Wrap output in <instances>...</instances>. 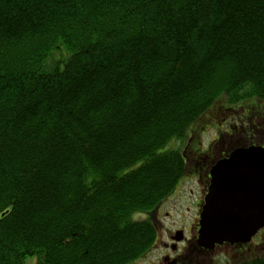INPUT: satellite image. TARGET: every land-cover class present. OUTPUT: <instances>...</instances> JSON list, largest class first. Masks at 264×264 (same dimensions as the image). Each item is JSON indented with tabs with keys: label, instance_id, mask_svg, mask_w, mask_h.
Masks as SVG:
<instances>
[{
	"label": "trees",
	"instance_id": "trees-1",
	"mask_svg": "<svg viewBox=\"0 0 264 264\" xmlns=\"http://www.w3.org/2000/svg\"><path fill=\"white\" fill-rule=\"evenodd\" d=\"M220 97L264 105V0H0V264L144 259Z\"/></svg>",
	"mask_w": 264,
	"mask_h": 264
},
{
	"label": "water",
	"instance_id": "water-1",
	"mask_svg": "<svg viewBox=\"0 0 264 264\" xmlns=\"http://www.w3.org/2000/svg\"><path fill=\"white\" fill-rule=\"evenodd\" d=\"M196 243L212 250L223 243L245 244L264 228V148L233 150L210 172Z\"/></svg>",
	"mask_w": 264,
	"mask_h": 264
},
{
	"label": "rangeland",
	"instance_id": "rangeland-1",
	"mask_svg": "<svg viewBox=\"0 0 264 264\" xmlns=\"http://www.w3.org/2000/svg\"><path fill=\"white\" fill-rule=\"evenodd\" d=\"M247 111L256 112L247 113ZM259 112H264V105L257 99L228 105L224 99L220 97L214 102L210 110L186 131V137H184V139L179 141L171 140L164 145L160 151L174 149L175 147L183 148V150L186 148L187 151H190L193 147H199L201 148V152H206V147L208 148L210 145H213L212 152L218 154L222 150L231 148L234 144L246 143L250 141L251 138H254V141L257 139L258 142L262 141V143H264V113ZM257 116L258 119L256 120ZM223 132L226 134L222 135L221 133ZM185 144H187V147H184ZM190 155L191 154H189V156ZM186 156L188 157L187 152ZM194 164L195 162L193 159L189 160L187 162V170H191ZM184 175L189 176L187 172ZM185 189H187V186H185L184 190ZM176 192L177 191H175L171 199L166 202L161 210L163 225L159 233L158 241L160 239L165 240L166 235L172 233L173 230L177 228L188 231L192 221L195 219V211L192 210V208L189 211L185 209L186 202L184 205V202L178 204ZM184 197L185 195H179L181 199ZM133 219H144V217L135 215ZM150 251L151 252L145 259L133 264H154L159 254L155 251V246L154 248L152 246ZM241 251V249H220L207 255L205 264L210 263H208V258L211 257H216L218 260L221 258L220 262L217 263L216 260L212 261V264H231L232 261L237 262L240 259L259 256V254L264 251V245H261L258 249L250 251L249 253L244 251L242 255H240ZM191 253L195 254V250L191 249ZM218 255L220 256L217 257ZM23 264H37L36 256L26 257Z\"/></svg>",
	"mask_w": 264,
	"mask_h": 264
},
{
	"label": "flooded vegetation",
	"instance_id": "flooded-vegetation-1",
	"mask_svg": "<svg viewBox=\"0 0 264 264\" xmlns=\"http://www.w3.org/2000/svg\"><path fill=\"white\" fill-rule=\"evenodd\" d=\"M218 140V139H217ZM216 140V141H217ZM264 145V143L262 144ZM213 145L210 146L206 152H201L198 147L189 151L191 160L193 159L195 164L191 170L187 171L188 175L183 179L177 188V198L178 204L180 202H186L185 209L194 210L196 213L199 212L200 207L203 203V198L206 193L207 187L210 181V170L213 165L220 159H223L228 155L232 148H228L220 151L218 154L212 152ZM185 186L187 189L184 190ZM185 195L184 198H179V195ZM168 201V200H167ZM166 201V202H167ZM166 202L161 203L156 209V216L160 220L161 210L165 206ZM196 222L195 219L188 231L182 229H175L172 233L166 235L165 240L160 239L156 242L155 251L159 254L157 256V261L154 264H205L206 256L212 254L223 248L230 249H241L242 252L249 253L251 250L258 249L261 245H264V230H262L257 236V241H253L246 245H228L223 244L221 246H216L213 250L207 251L201 249L195 244L196 237ZM180 234L181 240L177 241V235ZM191 249L195 250V254L191 253ZM221 255V254H220ZM218 255L217 257H219ZM217 263L221 261L215 258H208V263L212 264V261Z\"/></svg>",
	"mask_w": 264,
	"mask_h": 264
}]
</instances>
